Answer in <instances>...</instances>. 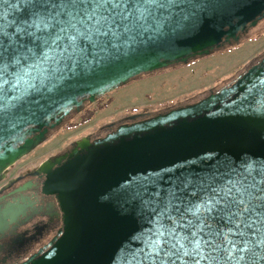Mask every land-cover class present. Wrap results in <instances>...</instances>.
<instances>
[{"label":"water","instance_id":"water-1","mask_svg":"<svg viewBox=\"0 0 264 264\" xmlns=\"http://www.w3.org/2000/svg\"><path fill=\"white\" fill-rule=\"evenodd\" d=\"M264 20V0H225L196 33L169 34L147 50L122 56L100 74L82 77L57 91L34 118L6 135L0 172L36 146L85 101L111 93L141 76L186 65L240 41ZM264 56L235 80L193 104L122 124L105 137L76 147L42 167L44 191L55 195L63 216L59 235L46 251L22 264H123L125 249L152 227L139 201L109 200L108 193L139 191L161 177L235 179L247 157L264 161V108L261 98ZM134 118V117H133ZM38 134L34 138H29ZM20 144V145H19ZM19 145L18 147H16Z\"/></svg>","mask_w":264,"mask_h":264},{"label":"snow or ice","instance_id":"snow-or-ice-1","mask_svg":"<svg viewBox=\"0 0 264 264\" xmlns=\"http://www.w3.org/2000/svg\"><path fill=\"white\" fill-rule=\"evenodd\" d=\"M224 2L0 0V147L57 91L169 34L200 31ZM252 103L264 108V94ZM106 195L139 201L152 221L123 264H264V161L246 157L226 183L170 176Z\"/></svg>","mask_w":264,"mask_h":264},{"label":"flooded vegetation","instance_id":"flooded-vegetation-1","mask_svg":"<svg viewBox=\"0 0 264 264\" xmlns=\"http://www.w3.org/2000/svg\"><path fill=\"white\" fill-rule=\"evenodd\" d=\"M263 22L264 20L255 28L241 35L238 43L232 42L211 55L229 51L244 42L254 40L253 32L261 27ZM262 29L264 31V26H262ZM263 56L264 53L252 60L249 66L259 62ZM198 59L200 58H196L188 64ZM181 66L184 65L141 76L131 82ZM241 73H238L235 78L222 84V86L210 90L204 96L229 84ZM111 93L98 97L94 103L85 101L80 108L71 110L59 126L48 130V133L38 146L0 172V264H22L39 252L46 251L50 243L59 235V231L63 226V216L56 196L47 194L44 191L46 174L42 171V167L46 163L54 162L57 157L72 151L76 147L77 142L85 138L93 142L115 131L122 124L132 123L179 106L193 104L201 99L198 98L179 105L169 106L155 113L130 112L122 119H112L97 123L92 130L76 138L65 137L67 133H72L90 124L93 121L92 117L94 114H97L96 110L99 105L103 104L104 98ZM102 104L100 106L101 110L105 107ZM37 135L34 134L29 138H34ZM59 140L62 141L59 149L52 148Z\"/></svg>","mask_w":264,"mask_h":264},{"label":"rangeland","instance_id":"rangeland-1","mask_svg":"<svg viewBox=\"0 0 264 264\" xmlns=\"http://www.w3.org/2000/svg\"><path fill=\"white\" fill-rule=\"evenodd\" d=\"M264 26V22L262 24ZM262 26L254 30V40L229 51L202 57L190 64L135 80L109 94L99 105L93 121L69 132L65 137L76 138L92 130L97 123L122 119L130 112L155 113L173 105L202 98L207 92L231 81L247 68L252 60L264 53ZM59 140L52 147L59 149Z\"/></svg>","mask_w":264,"mask_h":264},{"label":"trees","instance_id":"trees-1","mask_svg":"<svg viewBox=\"0 0 264 264\" xmlns=\"http://www.w3.org/2000/svg\"><path fill=\"white\" fill-rule=\"evenodd\" d=\"M88 118V117H87Z\"/></svg>","mask_w":264,"mask_h":264}]
</instances>
